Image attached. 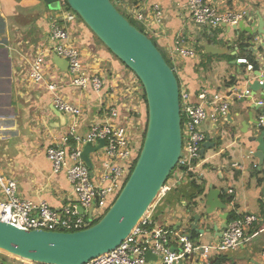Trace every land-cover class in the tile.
Masks as SVG:
<instances>
[{"label":"crops","instance_id":"crops-1","mask_svg":"<svg viewBox=\"0 0 264 264\" xmlns=\"http://www.w3.org/2000/svg\"><path fill=\"white\" fill-rule=\"evenodd\" d=\"M29 1L35 7V13L13 10L10 4L0 2V174L16 181L19 197L36 203L46 202L50 207L60 209L75 197L65 172L52 173L45 152L67 132L72 119L52 111L51 94L43 86L31 83L28 72L35 56L50 47L48 32L51 20L62 17L57 11L41 5L43 0ZM139 1L146 19L137 24L161 54L169 59L179 87L189 92L191 101L201 103L198 95L206 91L210 104H206L205 109L209 114L214 110L213 106L218 105L212 103L215 97L228 104L223 120L216 124L208 120L201 126L215 147L205 150L193 173L194 178L182 177L171 191L157 201L154 211L157 224L180 235L186 233L185 222L189 217L186 210L192 207V195L195 193L190 184L192 180L196 181L204 189L193 200L195 204L212 187L220 191L219 199L226 204V211L230 209L225 198L230 197L239 215L257 217V221L245 231L246 242L242 247L222 253L211 252L208 264H264V194L261 193L264 181L258 183L263 173L254 167L257 162L250 156L253 147L245 143L249 136L241 134L246 129L241 127V123L248 124V119L245 114L240 117L237 114L246 104L241 103L243 97H236L237 93L244 94L248 90V81L255 80L253 74L262 66L263 57L248 50L236 51V42L233 43L234 36L228 27L211 29L195 25L185 9V0ZM209 2L220 12L243 13L245 19H255L256 13L264 16V0ZM153 4H158L164 12L159 26L151 19ZM20 17L26 19L22 28L14 21ZM67 30L73 44L81 52L87 72L100 77L104 84L100 94H95L89 86L85 90L72 88L69 77L48 64L47 78L57 80L62 86L59 90L61 97L81 110L77 135H85L94 124L106 123L110 107L118 109L121 121L136 119L141 132L146 106L139 80L100 45L89 30H83L82 25H67ZM176 40L193 49L195 57L184 59L174 55L171 50ZM206 44L217 46L225 53L209 55L205 52ZM242 58L256 64L252 72L237 63ZM96 156L98 153L90 154V162ZM217 240L215 232L210 237L194 241L213 244ZM0 264L30 262L0 253Z\"/></svg>","mask_w":264,"mask_h":264},{"label":"built area","instance_id":"built-area-1","mask_svg":"<svg viewBox=\"0 0 264 264\" xmlns=\"http://www.w3.org/2000/svg\"><path fill=\"white\" fill-rule=\"evenodd\" d=\"M114 2L122 6L124 12L136 23L145 21V11L139 0ZM65 5L59 3V11ZM185 9L192 22L199 27H231L245 20L243 13L220 12L209 0H185ZM150 14L153 23L159 26L164 19L162 8L153 4ZM60 16L61 19L51 20L48 32L50 47L46 52L38 53L31 61L28 79L35 85L43 86L52 96L53 107L72 119L67 132L46 149L45 155L53 174L65 172L75 198L60 209H54L46 202L36 203L19 197L16 181L0 174V221L24 231L72 233L95 223L111 206L113 197L120 192L127 180L141 141V132L138 125L135 126L134 118L121 121L116 107L108 109L106 123L94 124L85 135H77L81 110L61 97L59 90L62 86L57 80L47 78L46 69L49 63L60 71L52 62V56L56 55L68 63L67 72H60L69 77L72 88L85 90L89 86L95 94H100L104 84L100 77L87 72L82 63L81 52L69 36L67 23H72L75 16L66 11ZM171 52L184 59L195 57V51L184 47L179 40L174 41ZM237 63L245 65L248 72L254 70L253 64L247 59H238ZM247 95L248 90L244 91V94L237 93L236 97ZM198 100L201 103L192 102L189 92L179 87L182 146L174 172L167 179L156 200L118 247L86 264H208L211 252L222 253L244 245L245 231L257 221V217L249 214L239 215L232 201H229L228 212L232 218L228 215L222 237L213 244L190 241L177 231L158 225L155 219L157 201L171 191L182 177L193 176L201 158L200 150L207 137L201 130L203 123L209 120L216 124L227 114L228 104L222 103L219 97L212 100V103L218 105L213 106L214 110L210 114L205 109V105L210 104L207 92L201 91ZM260 125H264V117L259 119ZM99 141H103L104 145L94 153H98V156L91 161V168H88L80 158L82 147L86 144L96 146ZM228 193L232 194V191ZM81 208L83 214L79 213ZM89 212L91 221L87 222ZM146 253L154 256L155 260H146Z\"/></svg>","mask_w":264,"mask_h":264},{"label":"water","instance_id":"water-1","mask_svg":"<svg viewBox=\"0 0 264 264\" xmlns=\"http://www.w3.org/2000/svg\"><path fill=\"white\" fill-rule=\"evenodd\" d=\"M44 2L51 10H59L57 0ZM66 4L139 80L146 98L147 126L127 180L103 216L88 228L72 233L24 231L0 221V251L38 264H86L116 249L160 194L178 163L182 146L178 80L153 41L132 25L110 0H66ZM255 16V19L247 18L228 27V31L233 33L236 51L260 54L264 62V16L259 13ZM204 48L212 56L225 53L214 45L206 44ZM52 61L60 71L67 72L66 61L56 55L52 56ZM261 65L253 74L255 80L245 78L249 95L241 100L246 105L237 114V117L245 114L248 119V124L241 123L242 128L246 127L241 134L249 136L245 143L253 147L250 156L257 162L258 172L264 171V125L259 126V119L264 117V63ZM52 111L60 114L53 105ZM103 145V141H99L95 147L83 146L80 158L88 168H91L89 155ZM214 147L206 137L200 155ZM261 193L264 194V186ZM219 195V190L209 187L205 196L186 210L189 217L184 236L188 240L210 237L215 232L218 239L222 237L229 214ZM79 213L83 214L82 208ZM90 221L89 212L87 222ZM145 258L155 260L150 253H146Z\"/></svg>","mask_w":264,"mask_h":264},{"label":"rangeland","instance_id":"rangeland-1","mask_svg":"<svg viewBox=\"0 0 264 264\" xmlns=\"http://www.w3.org/2000/svg\"><path fill=\"white\" fill-rule=\"evenodd\" d=\"M36 1H38V2H40V1H42V0H36ZM58 1V3H61V5H65L64 3H65V0H57ZM112 1V4L115 6V8L122 14V15H124L126 18H127V20L129 21V22H131V24L132 25H134L136 28H138L139 30H141L140 29V27H139V25L131 18V16H129L128 14H126L125 12H124V10L122 9V6H120V5H116L115 4V2H114V0H111ZM0 2H2V3H5V4H10L12 7H13V10H17V11H20L21 9H23V12L25 11V12H27V11H29L30 13H35V7L32 5L31 6V2L29 1V0H0ZM11 2H12V4H11ZM139 3H140V1H139ZM41 5H43V6H45L48 10H51L50 9V7H49V5L47 4V3H45L44 2V0L42 1V3H41ZM140 6H141V4H140ZM7 9V8H6ZM63 11H66V12H69V13H71V14H73L74 16H75V19H74V21L72 22V23H67V25L68 26H72L73 24H80V25H82V28H83V30H86L87 29V27L80 21V19L78 18V16L74 13V12H72L71 10H70V8L69 7H67L66 5L65 6H63V8H62V10L60 9V11L58 10V13H63ZM21 19H14V21L16 22V25H19L21 28H22V26L24 25V24H26V19H24L23 17H20ZM28 18V17H27ZM29 19V18H28ZM87 30H89V29H87ZM34 33V32H33ZM90 33V32H89ZM93 35V34H92ZM94 36V35H93ZM95 38V37H94ZM96 39V38H95ZM96 41L100 44V45H102L97 39H96ZM156 45V44H155ZM103 46V45H102ZM75 47L76 48H78V46H76V44H75ZM104 47V46H103ZM105 48V47H104ZM79 49V48H78ZM106 49V48H105ZM107 50V49H106ZM109 52V51H108ZM110 53V52H109ZM111 54V53H110ZM112 55V54H111ZM163 57L165 58V60H166V62L170 65V61H169V59H167L164 55H163ZM116 59V58H115ZM135 123H136V127H137V120L135 119ZM140 152V151H139ZM139 155V154H138ZM92 173H91V179H92ZM117 197V196H116ZM116 199V198H115ZM114 202V201H113ZM112 202V203H113ZM1 253V252H0ZM2 254V253H1Z\"/></svg>","mask_w":264,"mask_h":264},{"label":"trees","instance_id":"trees-1","mask_svg":"<svg viewBox=\"0 0 264 264\" xmlns=\"http://www.w3.org/2000/svg\"><path fill=\"white\" fill-rule=\"evenodd\" d=\"M111 1V0H110ZM112 2V1H111ZM65 4H66V0H65ZM66 6H67V4H66ZM68 7V6H67ZM124 16V15H123ZM79 18V17H78ZM80 19V18H79ZM81 21V20H80ZM82 22V21H81ZM83 23V22H82ZM131 23V22H130ZM84 24V23H83ZM85 25V24H84ZM86 26V25H85ZM88 29V28H87ZM138 29V28H137ZM139 30V29H138ZM142 33H144L142 30H140ZM147 37H149L148 35H147ZM150 38V37H149ZM154 43V42H153ZM155 44V43H154ZM156 46V45H155ZM119 61V60H118ZM120 62V61H119ZM121 63V62H120ZM122 64V63H121ZM123 65V64H122ZM170 66V65H169ZM255 66H256V64L253 62V68L255 69ZM171 67V66H170ZM172 68V67H171ZM144 93V92H143ZM143 100H144V103H145V106H146V117H145V121H144V124H143V126H142V129H141V133H140V138H141V141H140V145H139V151H140V149H141V146H142V143H143V139H144V135H145V131H146V126H147V105H146V98H145V94H143ZM138 154H139V152H138ZM137 157H138V155H136V157H135V159H134V162H133V165H132V167L131 168H133L134 167V164H135V162H136V159H137ZM175 170V169H174ZM174 170H173V172H174ZM263 173V176L261 177V178H259L258 179V183H261L262 181H264V171L262 172ZM172 174V173H171ZM191 178L193 177L192 175H189ZM170 178V177H169ZM191 187H192V189L195 191V193H194V195H192V205L193 204H195V202L193 201L197 196H199V195H201L202 193H203V185L201 184V185H199V184H197L196 183V181H193L192 180V182H191ZM118 195V194H117ZM116 195V196H117ZM116 196L115 197H113V199H112V201H111V204H112V202L115 200V198H116ZM229 201H231V198L230 197H227V198H225V202H229ZM106 212V210L104 211V213ZM102 217V216H101ZM100 217V218H101ZM99 218V219H100ZM229 218H232V216L231 215H229ZM99 219H97L96 221H98ZM95 221V222H96ZM1 252V251H0ZM2 254L4 253V252H1ZM6 254V253H5ZM6 255H8V254H6ZM9 257H12V258H14V259H18V258H16V257H13V256H11V255H8ZM21 260V259H20ZM24 261V260H23Z\"/></svg>","mask_w":264,"mask_h":264}]
</instances>
